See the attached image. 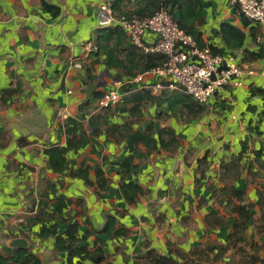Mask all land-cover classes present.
I'll return each instance as SVG.
<instances>
[{
  "label": "crops",
  "instance_id": "obj_1",
  "mask_svg": "<svg viewBox=\"0 0 264 264\" xmlns=\"http://www.w3.org/2000/svg\"><path fill=\"white\" fill-rule=\"evenodd\" d=\"M105 1L0 0V264H21L23 251L40 264H133L148 249L186 264H246L253 255L264 264V25L253 34L231 0H204L195 31L252 72L243 84L203 106L179 90L138 85L127 94L125 85L130 101L99 110L96 93L129 80L93 50L97 31L111 27ZM148 2L112 4L134 12ZM224 24L245 33L241 47L222 35ZM111 219L123 234L102 233ZM70 225L85 237L77 245L103 248L101 263L57 249ZM15 238L27 248H13Z\"/></svg>",
  "mask_w": 264,
  "mask_h": 264
},
{
  "label": "built area",
  "instance_id": "obj_2",
  "mask_svg": "<svg viewBox=\"0 0 264 264\" xmlns=\"http://www.w3.org/2000/svg\"><path fill=\"white\" fill-rule=\"evenodd\" d=\"M114 0L102 5V18L109 26H120L127 34L131 45L146 54L166 58L162 66L143 70L135 77L124 81L113 78V88L99 100L98 108L107 109L120 104L125 96L120 89L129 85L127 94L138 88L164 91L179 90L190 96L198 105H206L216 93L230 85L241 86L242 80L251 71H246L232 55L212 50L210 45L199 44L193 36L180 28L168 9H161L150 17L140 18L132 12L115 14ZM239 13L248 20L264 25V0H231ZM151 34L150 42L145 41ZM97 51V47H93ZM158 82L149 84V78ZM133 86H137L136 88Z\"/></svg>",
  "mask_w": 264,
  "mask_h": 264
},
{
  "label": "trees",
  "instance_id": "obj_3",
  "mask_svg": "<svg viewBox=\"0 0 264 264\" xmlns=\"http://www.w3.org/2000/svg\"><path fill=\"white\" fill-rule=\"evenodd\" d=\"M148 4L142 7H138L134 12V15L140 18L150 17L154 15L157 11L161 9H168L173 17V19L178 23L181 29L186 31L188 34L194 37V39L199 43L203 44L200 41V38L195 31L196 22L201 23V14L204 7V0H148ZM50 10L57 13V9L49 7ZM112 9L115 14H122L130 11L116 12L114 9V4H112ZM235 13H238L239 10L237 7L234 9ZM241 22L245 27H251L254 24L255 28H251V31L257 29L258 23H254L240 13L238 14ZM221 28L222 35H229L237 42V46L241 47L244 39L245 33L240 29L224 24ZM97 40L96 47L97 53H102L106 59V66L108 69H117L122 76L129 79L135 77L138 73L143 70L150 68H155L162 66L165 63L166 58L162 55L157 54H146L143 53L139 48L131 45L126 46L128 40L127 34L120 28V26L108 27L104 30L97 31ZM212 50L218 52V48H215L213 45H210ZM126 51V54L124 52ZM258 57H263L264 53L259 51L257 54ZM98 98H102L103 95L96 93ZM191 98L190 96H186ZM136 109L141 102V97H137ZM130 97L123 98L121 102L130 101ZM133 100V99H132ZM194 101V100H193ZM120 102V103H121ZM195 102V101H194ZM135 137H142L140 134H133ZM54 152L58 155L59 162L61 165L64 163L65 156L63 150L55 149ZM63 162V163H62ZM127 162H130L129 159L125 160L122 164L126 165ZM64 165V164H63ZM56 170H60V167L56 166ZM86 173V172H85ZM101 176L98 181L100 188H105L106 178L103 174L99 173ZM134 189V185L131 186ZM136 189V188H135ZM235 194L240 196L243 194L242 191H236ZM132 200V199H131ZM245 220L243 223L239 221L235 224V234L233 239L236 238L235 242L241 241L240 232L246 226ZM78 226L70 225L68 231L66 232V238H63L61 235L56 236V246L59 251L68 252L70 255L78 256L79 260L82 262L84 260H91L95 263H101L104 260V250L100 246H96L94 249H89L87 244L77 245L79 241H84L78 239ZM114 232V233H112ZM102 233L108 235H120L123 234L121 230L114 229V220H109L107 225L104 227ZM43 236H48L51 234L48 230H43L41 233ZM236 235H238L236 237ZM18 255L21 258V264H40V260L31 253L27 251L19 252ZM188 259L185 261H179L172 256L162 255L158 253L155 249H148L143 254L139 255L133 264H186ZM246 264H259V258L256 256H251L250 260Z\"/></svg>",
  "mask_w": 264,
  "mask_h": 264
},
{
  "label": "water",
  "instance_id": "obj_4",
  "mask_svg": "<svg viewBox=\"0 0 264 264\" xmlns=\"http://www.w3.org/2000/svg\"><path fill=\"white\" fill-rule=\"evenodd\" d=\"M11 246L13 248L26 249L28 246V242L23 238H15L14 240H12Z\"/></svg>",
  "mask_w": 264,
  "mask_h": 264
},
{
  "label": "rangeland",
  "instance_id": "obj_5",
  "mask_svg": "<svg viewBox=\"0 0 264 264\" xmlns=\"http://www.w3.org/2000/svg\"><path fill=\"white\" fill-rule=\"evenodd\" d=\"M210 8H211V4L210 5L207 4L205 11H209Z\"/></svg>",
  "mask_w": 264,
  "mask_h": 264
}]
</instances>
